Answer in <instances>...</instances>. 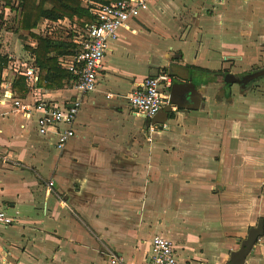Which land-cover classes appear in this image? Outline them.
<instances>
[{"label":"crops","instance_id":"crops-1","mask_svg":"<svg viewBox=\"0 0 264 264\" xmlns=\"http://www.w3.org/2000/svg\"><path fill=\"white\" fill-rule=\"evenodd\" d=\"M97 4L81 0L91 14ZM19 13L0 0L8 59L0 81L25 102L74 98L66 79L39 83L44 72L27 48L36 40L15 32ZM86 26L42 19L30 32L72 44L57 57L65 70ZM262 67L264 0H153L108 42L64 147L53 146L54 128L39 134V113L16 111L0 85V209L16 212L1 232L0 264H110V256L144 264L154 235L172 241L179 264H226L264 221V76L244 87L221 80ZM160 73L172 84L191 80L199 102L148 125L127 95ZM245 264H264V234Z\"/></svg>","mask_w":264,"mask_h":264},{"label":"built area","instance_id":"built-area-1","mask_svg":"<svg viewBox=\"0 0 264 264\" xmlns=\"http://www.w3.org/2000/svg\"><path fill=\"white\" fill-rule=\"evenodd\" d=\"M151 1L153 0H114L107 4H97L91 8L94 20L84 29L78 49L63 62L69 73L68 79L65 80L66 85L77 92L74 98L63 102L43 100L25 102L14 97V89L10 83L0 81V85H3L5 89L4 95L12 100L16 111L23 114H29L31 111L39 113L37 122L39 134H46L50 128H54L53 146L56 149L64 147L74 136L73 124L82 103V96L96 89L97 73L108 42L116 39L118 31L127 27L131 18L147 10ZM12 5L17 6L13 2L8 8H12ZM6 19L4 21L8 20ZM23 73L28 83L35 81V67L29 66ZM171 85L172 79L166 73L147 76L127 95L128 102L136 111L151 118L167 103L168 95L164 92L168 91ZM110 95L108 93L106 96ZM153 129V127L150 128V130ZM52 186L53 181L49 180L44 190L45 194L48 195L51 192ZM15 221L16 212L9 214L0 209V236L2 229L12 225ZM109 263L132 264L117 256H110ZM144 264H179L172 241L164 236L154 235L150 240L149 258Z\"/></svg>","mask_w":264,"mask_h":264},{"label":"trees","instance_id":"trees-1","mask_svg":"<svg viewBox=\"0 0 264 264\" xmlns=\"http://www.w3.org/2000/svg\"><path fill=\"white\" fill-rule=\"evenodd\" d=\"M12 1H15L17 4L16 7L12 5L14 10L18 7L20 8L15 32L19 30L28 31L36 40L34 48H27L34 56L35 64L41 72H44V75L39 76V83L47 86L54 84L61 85L62 79H68L69 73L66 69L63 70L59 67L57 57L58 55L70 53L71 50L69 48L72 47V44L70 42L53 40L48 36L34 34L30 30L35 28L42 19L56 21L68 18L72 22L75 21L82 25H88L94 20V16L87 8L81 6V0H2L5 6H11ZM94 1L107 4L114 0ZM7 62V57L0 54V74L7 66ZM23 79L20 76L17 84H22Z\"/></svg>","mask_w":264,"mask_h":264},{"label":"water","instance_id":"water-1","mask_svg":"<svg viewBox=\"0 0 264 264\" xmlns=\"http://www.w3.org/2000/svg\"><path fill=\"white\" fill-rule=\"evenodd\" d=\"M262 76H264V67L247 72L241 77H236L226 73L222 76L221 81L224 84L239 83L241 87H244L246 84H249L253 80ZM199 94V90L191 80L173 82L169 88L167 103L161 107L159 112H162L167 118V116L173 111L172 107L177 109H190L195 107L199 102ZM159 112L149 119L148 125L155 124L153 121L154 119L158 122H162L161 120H157ZM263 234L264 221L263 218H259L254 226L248 228L247 234L240 240L238 248L230 251L226 264H245L246 258L253 252V246Z\"/></svg>","mask_w":264,"mask_h":264}]
</instances>
